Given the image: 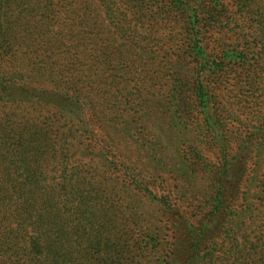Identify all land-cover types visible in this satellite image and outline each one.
<instances>
[{
  "label": "rangeland",
  "instance_id": "374dc122",
  "mask_svg": "<svg viewBox=\"0 0 264 264\" xmlns=\"http://www.w3.org/2000/svg\"><path fill=\"white\" fill-rule=\"evenodd\" d=\"M1 12L0 178L74 179L126 239L123 261L169 264L184 239L170 226L207 215L208 178L229 159L239 181L212 248L264 250V0H6ZM147 181L177 214L154 207ZM77 201L57 198L47 231L1 223L0 264L97 262L72 221Z\"/></svg>",
  "mask_w": 264,
  "mask_h": 264
},
{
  "label": "trees",
  "instance_id": "16d2710c",
  "mask_svg": "<svg viewBox=\"0 0 264 264\" xmlns=\"http://www.w3.org/2000/svg\"><path fill=\"white\" fill-rule=\"evenodd\" d=\"M4 1L6 0H0V37L5 35L1 12V5ZM185 14H189V12L185 11ZM188 17L190 20H187L185 28L189 30L191 26L193 27L192 31L197 29L195 34L198 35V29L200 28L195 25L193 21L194 16L191 15ZM9 142H11V140H9ZM30 149L32 148L23 144V151H28ZM228 161L229 159H226L223 167L221 169L217 168L215 175L212 176L210 174L211 178H208V181L211 180L210 188L212 189L213 195H211L210 202L207 198V201L210 203L207 215L200 218L196 224H191L189 220H184L183 226H176L175 224L170 226L175 236L178 234L184 237V239L176 240L172 243L167 256L169 264H198L204 257H208L211 260L215 258L232 257V262H234V264H243L242 260L248 261L246 264H264V250L263 248L261 250L258 249L259 244L257 242H251L248 246L245 240L237 239V243L233 241L226 251L220 248L222 254L215 252L212 248L216 243V231L220 228L215 225V218L224 214L219 207L227 199L233 201L236 183L239 181L238 176L234 174L235 169L232 168L231 161L230 163ZM26 165V163L21 164L18 171L26 173L32 171L37 172V169H31ZM228 172H230V174ZM223 173H228L225 178L222 177ZM22 176L23 175H21V180L19 181L12 178H0V209L2 206L5 207L4 210H0V224L3 222H18L25 225L24 228L32 227L36 230L47 231L48 228H50V217L53 208L54 213H61L55 200L64 195L72 199H78V205L73 211L76 213V218L72 219V221L77 222L78 228L76 229H78L77 232L79 233L80 243L84 242L82 238L86 236L89 242L88 244L97 249L95 254L98 259L94 264H128L127 261L123 260L130 254V247L128 243H125V238H120L117 242L118 238L115 232L110 231L112 218L107 211H97L98 202L96 196L92 194L90 196H83L81 184L79 182L76 183L74 179L67 180L64 186L58 188V186H49L47 184L48 182H45L43 178L39 176H34L33 178ZM142 189H144L154 207H159L173 214H177L175 211H179L175 205L171 204L168 196H158L157 193L155 194L150 188L149 181L142 185ZM63 202L65 206V200H63ZM41 205L45 206V208H42V210L38 212V207ZM62 217L64 216H61L58 220L61 221V219H63ZM66 221L68 220L61 222L62 228L66 227ZM87 225L97 228V232H85V227ZM83 229L85 230L83 231ZM60 234L66 235V233ZM60 251L59 248L56 251L49 249L46 256L49 257ZM65 252L64 249V254H68V252ZM40 253L42 252H39V254ZM257 255L260 257H257ZM130 258L136 261L137 255H131ZM43 259L44 261H42V263L45 264L47 258Z\"/></svg>",
  "mask_w": 264,
  "mask_h": 264
}]
</instances>
